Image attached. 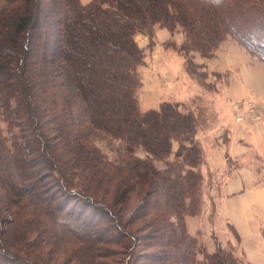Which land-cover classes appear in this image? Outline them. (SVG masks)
<instances>
[{"label":"trees","instance_id":"16d2710c","mask_svg":"<svg viewBox=\"0 0 264 264\" xmlns=\"http://www.w3.org/2000/svg\"><path fill=\"white\" fill-rule=\"evenodd\" d=\"M159 29L183 35L162 47L201 86L207 75L190 54L210 57L229 36L264 62L256 0H0V214L17 229L0 228V264L72 248L80 264L119 250L126 264H242L203 248L186 224L206 188L204 102L141 108L139 70ZM106 141L119 144L112 161L97 144Z\"/></svg>","mask_w":264,"mask_h":264},{"label":"crops","instance_id":"0c3cea01","mask_svg":"<svg viewBox=\"0 0 264 264\" xmlns=\"http://www.w3.org/2000/svg\"><path fill=\"white\" fill-rule=\"evenodd\" d=\"M177 36L179 44L182 38L178 41ZM170 38L167 29L157 31V46L148 51L139 70L141 108L156 109L165 101L200 97L207 108L205 127L198 136L204 148L201 171L207 189L214 184L210 181L220 178L218 196L212 197V190L209 194L214 210L203 207L199 215L187 217L188 232L210 253L220 245L232 247L246 263L264 264V168L255 166L258 160L264 161V119L257 125L243 126L232 110L235 102L245 99L264 110V62L227 38L210 57L194 58L207 75V86H201L188 77L181 62L172 61L168 55L172 50L162 49ZM136 41L141 48L148 44L142 35L136 36ZM186 79L193 82V91H186ZM177 149L174 142L172 156Z\"/></svg>","mask_w":264,"mask_h":264},{"label":"rangeland","instance_id":"374dc122","mask_svg":"<svg viewBox=\"0 0 264 264\" xmlns=\"http://www.w3.org/2000/svg\"><path fill=\"white\" fill-rule=\"evenodd\" d=\"M257 2H261L262 4H264V0H256ZM159 32H167L166 30H160ZM168 33V32H167ZM160 34V33H159ZM176 35H178V34H176ZM160 35H158L157 37V41L158 42H161L162 40L160 39V37H159ZM179 36H181V37H179ZM179 36H177V40L179 41V40H181V38H182V40H181V42L179 43V44H181L182 43V41H183V35L182 34H180L179 33ZM175 36H173L172 38H170V39H173L174 41H175ZM227 38H232V37H227ZM226 38V39H227ZM233 39V38H232ZM235 40V39H234ZM236 41V40H235ZM176 42V41H175ZM239 43V42H238ZM176 44H178L177 42H176ZM148 46H149V39H148V44H147V46L145 47V48H148ZM157 45H156V43L152 46V48L150 49V51L151 50H155L154 48L156 47ZM163 49V48H162ZM164 50V49H163ZM216 50V49H215ZM214 50V51H215ZM164 51H168V50H164ZM213 51V52H214ZM171 54V55H170ZM213 54V53H212ZM168 55L170 56V58L171 59H173L172 61H174V63L175 64H178V62H181V66H182V68L185 70L186 69V64H185V60H184V58H182L181 57V55H179L178 53H176V52H174V51H168ZM190 56H192V58H193V63L194 64H196L195 63V61H194V58H196V56H199V55H197L196 53H192V54H190ZM183 61H184V65H183ZM197 65V64H196ZM186 72V71H185ZM187 73V72H186ZM188 77H190L191 79H192V76H189L188 75ZM187 80V79H186ZM194 80V79H193ZM187 83H188V85L186 86V91L188 90V91H193V88H192V85H194L193 84V82H191V81H189V80H187ZM261 123V122H260ZM257 125V124H256ZM98 144V146L103 150V152L106 154V156L110 159V161H112V160H114V159H116L117 158V156H118V153H117V150H118V148H119V144L118 143H114V142H109V141H106V142H98L97 143ZM138 156H140L141 158L142 157H144V153L142 152V151H139L138 152V154H137ZM156 165L159 167V168H162L163 167V164L162 163H160V162H157L156 163ZM255 166H257L256 168H258V169H260L261 170V168H264V161H261V160H258L257 161V163L255 164ZM47 175H44L43 176V178L44 177H46ZM226 179V178H225ZM212 184H213V186L211 187V189L210 190H208L207 188H208V182H205V185H206V188H205V190L203 191V194H202V209H203V207H206V208H208L209 206L210 207H212V209L214 210V205L212 204V201H211V196L213 197V196H218V192H219V190H220V188H219V185H220V178L218 177L217 178V180L216 181H210ZM76 184V183H75ZM78 187H80V186H78ZM213 188V189H212ZM211 190H212V193L213 194H211V196L209 195L210 193H211ZM6 193H7V191H6V189H4V188H1V186H0V195L1 196H4V195H6ZM9 194V193H8ZM119 206V204H115V207H118ZM90 208V207H89ZM89 210H91V208L89 209ZM98 219V218H97ZM138 222V221H137ZM14 223H15V221H14V218H11L10 216L8 217V216H6L5 214H4V216H3V214L1 215L0 214V228L2 227L3 229H5L6 230V232H12V231H14V230H17L16 229V227L14 226ZM135 225H136V223H135ZM2 236V238L1 239H4L5 240V238H6V236L4 235H0V237ZM115 242V241H114ZM107 246V248H109L110 250H118V249H116L117 248V245H115V243H109V244H107L106 245ZM217 247H220V248H222V249H225V250H231L233 253H234V251L232 250V247H225V246H222V245H220V246H217ZM216 247V248H217ZM116 252V251H115ZM120 254L117 256V259L115 258V259H113V260H116V262H117V260H118V263H116V262H114L112 259H108V260H105L104 262L106 263V264H126V260L124 261V256L122 255V252H121V250H119L118 251ZM49 253V251H47V250H41L40 252H37V251H34L33 252V254H32V258H25V257H23L24 258V260H26V259H31V260H33V257L35 256V257H43V258H45L46 257V259H48V262H44L42 259H38V264H80V260H79V257L81 256V254H80V248H72L71 249V251H69V253L68 254H66V255H61L59 252H54L52 255H50L49 254V256H45V255H47ZM80 254V255H79ZM124 254V253H123ZM25 255H26V253H25ZM235 255V257L236 258H238L239 260H240V262L242 263V264H248V263H246L245 261H244V259L242 258L241 259V257H239V256H237L236 254H234ZM45 256V257H44ZM127 259V258H126ZM0 261H3V260H0ZM245 262V263H244ZM19 264V263H18Z\"/></svg>","mask_w":264,"mask_h":264},{"label":"built area","instance_id":"2783aa9c","mask_svg":"<svg viewBox=\"0 0 264 264\" xmlns=\"http://www.w3.org/2000/svg\"><path fill=\"white\" fill-rule=\"evenodd\" d=\"M235 120L243 126H254L264 119V110L256 102L245 99L232 105Z\"/></svg>","mask_w":264,"mask_h":264}]
</instances>
